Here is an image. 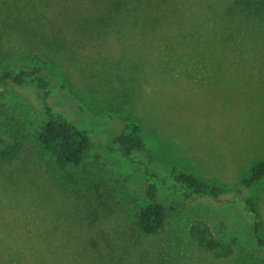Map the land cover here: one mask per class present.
<instances>
[{
	"label": "rangeland",
	"instance_id": "374dc122",
	"mask_svg": "<svg viewBox=\"0 0 264 264\" xmlns=\"http://www.w3.org/2000/svg\"><path fill=\"white\" fill-rule=\"evenodd\" d=\"M112 1L0 0V264H264V179L193 201L222 240L210 250L192 237L190 211L142 235V169L99 145L130 117L161 165L235 185L264 160V38L234 0H126L122 12ZM22 64L67 84L48 101L95 133L81 164L60 169L40 142L42 90L1 80Z\"/></svg>",
	"mask_w": 264,
	"mask_h": 264
},
{
	"label": "trees",
	"instance_id": "16d2710c",
	"mask_svg": "<svg viewBox=\"0 0 264 264\" xmlns=\"http://www.w3.org/2000/svg\"><path fill=\"white\" fill-rule=\"evenodd\" d=\"M125 3L128 1L114 0L111 2L112 9L122 12ZM233 4L231 10L237 15L242 14L245 17L244 22L249 24L246 31L264 38V0H234ZM1 80L10 81L18 86L33 84L42 90L45 121L39 133L40 142L53 155L60 169L81 164L86 152L97 144L95 133L88 128L77 126L65 112L48 101L55 90L65 89L67 84L54 83L53 76L44 72V67L40 64H22L5 69ZM121 122L123 128L119 133H114L108 137L106 143L99 145L110 152L129 158L138 170L142 169L143 194L147 204L137 215L136 225L139 232L144 236H154L165 229L170 214L190 211L194 215L190 232L197 244L210 250L218 249L222 240L213 235L210 225L201 218L200 210L194 208L193 201L200 198L216 200L229 194L235 196L243 194L264 179V160L254 162L235 185L211 181L186 167L176 164L161 165L154 148L144 136L142 124L130 117L121 118ZM166 188L172 193L169 202L161 197L162 190ZM243 201L255 218H258L254 200L244 196ZM260 229L261 225L257 220L255 233L258 234ZM255 249L264 255V236H257ZM231 253V248L224 249L221 256L228 257Z\"/></svg>",
	"mask_w": 264,
	"mask_h": 264
}]
</instances>
